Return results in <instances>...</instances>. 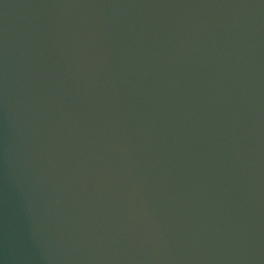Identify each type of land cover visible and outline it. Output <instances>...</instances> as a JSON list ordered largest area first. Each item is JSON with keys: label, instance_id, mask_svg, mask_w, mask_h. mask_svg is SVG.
Wrapping results in <instances>:
<instances>
[{"label": "water", "instance_id": "water-1", "mask_svg": "<svg viewBox=\"0 0 264 264\" xmlns=\"http://www.w3.org/2000/svg\"><path fill=\"white\" fill-rule=\"evenodd\" d=\"M211 131H213V129H211ZM216 214H221L220 212L216 213Z\"/></svg>", "mask_w": 264, "mask_h": 264}]
</instances>
